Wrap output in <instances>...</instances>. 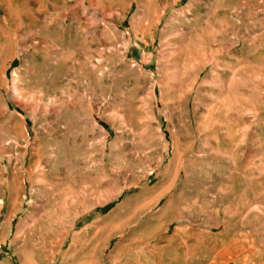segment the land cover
Instances as JSON below:
<instances>
[{
    "label": "rangeland",
    "instance_id": "obj_1",
    "mask_svg": "<svg viewBox=\"0 0 264 264\" xmlns=\"http://www.w3.org/2000/svg\"><path fill=\"white\" fill-rule=\"evenodd\" d=\"M0 264H264V0H0Z\"/></svg>",
    "mask_w": 264,
    "mask_h": 264
}]
</instances>
